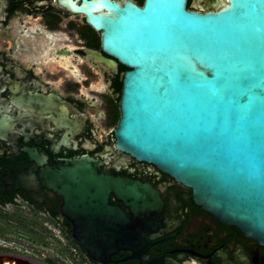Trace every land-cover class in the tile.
I'll list each match as a JSON object with an SVG mask.
<instances>
[{"label": "flooded vegetation", "instance_id": "af4514ba", "mask_svg": "<svg viewBox=\"0 0 264 264\" xmlns=\"http://www.w3.org/2000/svg\"><path fill=\"white\" fill-rule=\"evenodd\" d=\"M80 3L0 0V116L7 118L0 264H264V240L220 220L195 202L190 187L118 148L127 67L102 50L101 31L73 7ZM83 156L150 183L157 212L147 223L126 222L67 204L44 176L58 160ZM109 200L132 217L113 194Z\"/></svg>", "mask_w": 264, "mask_h": 264}, {"label": "water", "instance_id": "95a60500", "mask_svg": "<svg viewBox=\"0 0 264 264\" xmlns=\"http://www.w3.org/2000/svg\"><path fill=\"white\" fill-rule=\"evenodd\" d=\"M189 6L81 0L73 7L101 31L102 50L127 67L118 148L190 187L195 202L220 220L264 240V0ZM6 121L1 115L0 136ZM44 183L67 204L126 222L147 223L160 205L150 183L87 156L58 160Z\"/></svg>", "mask_w": 264, "mask_h": 264}, {"label": "trees", "instance_id": "16d2710c", "mask_svg": "<svg viewBox=\"0 0 264 264\" xmlns=\"http://www.w3.org/2000/svg\"><path fill=\"white\" fill-rule=\"evenodd\" d=\"M189 7V6H188Z\"/></svg>", "mask_w": 264, "mask_h": 264}]
</instances>
